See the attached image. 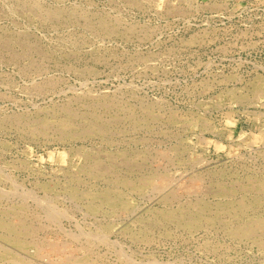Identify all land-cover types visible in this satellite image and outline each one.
Listing matches in <instances>:
<instances>
[{
  "label": "rangeland",
  "instance_id": "rangeland-1",
  "mask_svg": "<svg viewBox=\"0 0 264 264\" xmlns=\"http://www.w3.org/2000/svg\"><path fill=\"white\" fill-rule=\"evenodd\" d=\"M259 226L264 0H0V264H264Z\"/></svg>",
  "mask_w": 264,
  "mask_h": 264
},
{
  "label": "bare ground",
  "instance_id": "bare-ground-1",
  "mask_svg": "<svg viewBox=\"0 0 264 264\" xmlns=\"http://www.w3.org/2000/svg\"><path fill=\"white\" fill-rule=\"evenodd\" d=\"M110 107H111V106H110ZM106 125H107V124H106ZM106 127H107V126H106ZM109 161H110V160H109ZM104 163H105V162H104ZM123 164H124V163H123ZM104 166H105V165H104ZM91 168H92V167H91ZM97 168H98V167H97ZM109 176H110V175H109ZM162 177H163V176H162ZM169 178H171V177L169 176ZM166 180H167V178H166ZM126 182H127V181H126ZM163 183H164V182H163ZM161 184H162V183H161ZM249 185H250V183H249ZM257 185H258V184H257ZM112 186H113V185H112ZM116 186H117V185H116ZM247 186H248V185H247ZM250 186H251V185H250ZM250 186H249V187H250ZM252 187H253V186H252ZM260 188H261V187H260ZM260 188H259V189H260ZM222 190H223V189H222ZM258 191H259V190H258ZM1 193H2V191H1ZM21 203H22V202H21ZM40 205H41V203H40ZM21 207H22V206H21ZM21 211H22V210H20V212H21ZM48 211H49V210H48ZM47 213H49V212H47ZM242 215H243V214H242ZM12 216H13V215H12ZM232 216H233V215H232ZM56 217H57V216H56ZM17 218H18V217H17ZM53 218H54V217H53ZM53 218H52V219H53ZM189 218H190V217H189ZM54 219H55V218H54ZM235 219H236V218H235ZM191 220H192V219H191ZM18 221H19V220H18ZM26 221H27V220H26ZM190 222H191V221H190ZM20 223H21V222H20ZM31 225H32V224H31ZM248 225H250V224H248ZM242 226H243V224H242ZM9 227H10V226H9ZM17 227H18V226H17ZM249 227H250V226H249ZM259 227L261 228V226H259ZM246 228L248 229V227H246ZM251 228H253V226H251ZM261 229H264V227H262ZM33 230H34V229H33ZM242 231H244V229H243ZM255 232H256V231H255ZM245 233H246V232H245ZM247 233H248V232H247ZM250 233H251V232H249L248 234H250ZM13 236H14V235H13ZM18 238H19V237H18ZM8 241H9V240H8ZM18 242H19V241H18ZM19 243H22V241L19 242ZM46 243H47V242H46ZM24 244H25V243H24ZM53 244H54V243H53ZM53 244H52V245H53ZM14 245H15V244H14ZM52 245H51V246H52ZM18 246H19V245H18ZM43 246H44V245H43ZM38 247H39V246H38ZM52 247H53V246H52ZM23 248H24V247H23ZM24 249H25V248H24ZM22 250H23V249H22ZM4 251H6V250H4ZM6 254H8V253H6ZM9 254H10V253H9ZM13 255H14V254H13ZM2 256H6V255H2ZM9 256H11V255H9ZM120 256H121V255H120ZM11 257H12V256H11ZM18 257H19V256H18ZM18 257H17V258H18ZM45 257H46V256H45ZM71 257H72V256H71ZM73 257H75V256H73ZM73 257H72V258H73ZM19 258H20V257H19ZM24 258H25V257H24ZM65 259H66V258H65ZM65 259H64V260H65ZM67 259H68V258H67ZM27 260H28V259H27ZM34 260H35V259H34ZM46 260H47V259H46ZM124 260H125V259H124ZM127 260H128V258H127ZM16 261H17V260H16ZM76 261H77V260H76ZM152 261H153V260H152ZM19 262H20V261H19ZM21 262H22V261H21ZM21 262H20V263H21ZM23 262H24V261H23ZM146 262H147V261H146ZM126 263H127V262H126ZM131 263H132V262H131ZM152 263H153V262H152ZM70 264H71V263H70ZM128 264H129V263H128ZM155 264H156V263H155Z\"/></svg>",
  "mask_w": 264,
  "mask_h": 264
}]
</instances>
